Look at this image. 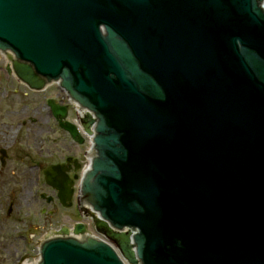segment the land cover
Here are the masks:
<instances>
[{
    "label": "water",
    "instance_id": "1",
    "mask_svg": "<svg viewBox=\"0 0 264 264\" xmlns=\"http://www.w3.org/2000/svg\"><path fill=\"white\" fill-rule=\"evenodd\" d=\"M260 1L0 0V48L14 50L16 75L33 89L64 75L99 118H82L100 131L83 191L105 218L96 229L131 264L135 247L142 264H264ZM61 125L82 141L76 125ZM64 168L45 174L69 205ZM109 222L141 232L132 242ZM42 255L43 264H123L92 238L48 241Z\"/></svg>",
    "mask_w": 264,
    "mask_h": 264
},
{
    "label": "flooded vegetation",
    "instance_id": "2",
    "mask_svg": "<svg viewBox=\"0 0 264 264\" xmlns=\"http://www.w3.org/2000/svg\"><path fill=\"white\" fill-rule=\"evenodd\" d=\"M18 84L28 89L26 85L21 83ZM57 95L63 103V99L66 95L65 91L60 89L59 94ZM19 112L22 113L25 111L20 110ZM24 115L25 114H23V116ZM48 115L51 125L44 130V134L42 133L43 135L41 134L37 144H34L35 153L33 156V145L28 134V128H25V118H20L19 122L21 123H19L17 128L13 130L12 128H8L5 123L6 121H4L6 117L10 116V114L0 113V264H23L24 260L29 255L28 246L34 244L33 239L36 235H39V230L32 226V220H39L42 222L45 217L44 214L42 216L39 214L33 215L30 212L32 197L31 193H29L24 185L27 181V171L22 170V166H25V164L28 165L29 169L34 167L37 168L41 172L40 176L43 182L46 184L47 180L44 174V169L46 167L49 165L64 164V169L67 170L68 177L71 180V183H73V195L71 200H67V203H69L67 207L75 209V214L78 218L74 220L59 221L58 226L55 228L56 230L61 228L73 230L79 221L87 222L89 224L88 227L93 228L92 219L85 216L88 212L83 210L81 206L78 188L79 180H73V174L79 168L80 158H86L87 147H83L81 153L69 150L64 154H61V152L57 151L60 150V148L57 147L59 144L63 145V142H70L77 147H81L85 141L79 143L72 137L69 131L60 125V120L55 117L51 111H49ZM50 142L52 143L51 146L57 148L56 150L49 149L48 144ZM37 155L40 159L36 157ZM44 160H48L47 163L43 164ZM16 166H20L21 169L16 170ZM58 177L59 180H61L62 174ZM15 179L16 182L14 184L13 182ZM28 183H31V180ZM47 185L55 190L56 197L53 198L52 195L47 196L44 193H41L40 196L44 201L51 204L56 198V201L60 206H65L59 196V190L49 184ZM46 208L47 206H43L40 211L45 213V210H47ZM70 214L72 216L74 211L70 212ZM43 222L46 223L48 220H44ZM48 224L49 223H47L46 226ZM46 236L47 234L41 236L39 241L41 242ZM14 238H17L18 240L16 241ZM20 240L24 241L25 247H27L24 248L23 251L15 252L17 249L16 244L17 242L20 243Z\"/></svg>",
    "mask_w": 264,
    "mask_h": 264
},
{
    "label": "rangeland",
    "instance_id": "3",
    "mask_svg": "<svg viewBox=\"0 0 264 264\" xmlns=\"http://www.w3.org/2000/svg\"><path fill=\"white\" fill-rule=\"evenodd\" d=\"M2 58V57H1ZM0 65H4V58L1 59ZM20 81L16 79L13 75L7 74V72H1L0 73V113L1 114H10L9 117H6L4 121H6V126L8 128H12L13 130L17 128L19 125L20 118H25V128L28 130V134L30 136V140L32 142V154L34 156V149L35 145L39 141L41 134L44 132L46 128H48L51 125V122H49V111L48 106L46 105V99L49 97H54L56 94H59V87L57 85H53L48 90L45 91H31L24 87H22L20 84ZM10 92L11 96L10 98L7 97L6 93ZM20 110H24L25 112H19ZM75 111H73V108L70 106V113H69V119L74 121L75 118ZM22 114V115H20ZM23 114H25L23 116ZM2 120V119H1ZM12 123V124H11ZM4 127V126H3ZM44 134V133H43ZM42 134V135H43ZM85 141V140H84ZM51 142L48 144L49 149L56 150L57 148H60V150H57L61 152V154H64L65 152L69 150L77 151L78 153H81V149L83 147H88L87 140L81 147H77L75 144L70 142H63V145L59 144L57 148L55 146H51ZM39 157L38 155L36 156ZM35 159V158H34ZM33 159V160H34ZM40 159V158H38ZM48 161V160H47ZM47 161H43L44 163H47ZM86 158H80L79 160V168L74 172L73 174V180H79V176L81 174V170L83 167H85ZM24 171H27V181L25 187L28 189L29 193H31L32 201L30 206V212L31 214H39L43 215L44 218L42 222L39 220H32V226L33 228H37L39 230V235H36L33 239L34 244H31L28 246V261L29 264H35L38 259V246H39V239L41 236L51 233L52 230H56L55 228L58 226V222L61 220H74L77 219L78 216L75 214V209H71L67 206H60L56 198L50 203L44 201V199L40 196L41 193H44L45 195H52L53 198L55 196V190L51 187H49L46 183L43 182L40 171L37 168H31L29 169L28 165L25 164V166H22ZM16 170H20V166L15 167ZM77 173V174H76ZM31 180V183H28ZM15 181L13 182L15 184ZM28 183V184H27ZM43 206H47V210H45V213H42L40 210ZM72 206V205H71ZM53 211V212H51ZM74 214L71 216L70 212H73ZM51 212V213H50ZM48 220V222L43 221ZM49 223L47 226L46 224ZM36 224V225H35ZM51 229V230H50ZM12 233V232H11ZM14 240H18L17 238H14ZM15 241V242H16ZM20 243L17 242L16 244V250L15 252L23 251L25 247V242L20 240ZM20 244V245H19Z\"/></svg>",
    "mask_w": 264,
    "mask_h": 264
},
{
    "label": "bare ground",
    "instance_id": "4",
    "mask_svg": "<svg viewBox=\"0 0 264 264\" xmlns=\"http://www.w3.org/2000/svg\"><path fill=\"white\" fill-rule=\"evenodd\" d=\"M84 113H85V111H83V110H82V111H80V115H81V116H83V115H84ZM25 264H29V262H27V261H26V262H25Z\"/></svg>",
    "mask_w": 264,
    "mask_h": 264
}]
</instances>
